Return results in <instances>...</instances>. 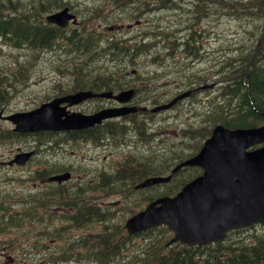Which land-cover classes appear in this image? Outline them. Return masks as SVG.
Wrapping results in <instances>:
<instances>
[{"label":"rangeland","instance_id":"1","mask_svg":"<svg viewBox=\"0 0 264 264\" xmlns=\"http://www.w3.org/2000/svg\"><path fill=\"white\" fill-rule=\"evenodd\" d=\"M13 1L16 3L19 2L22 5V9L28 11V14L32 15L31 20L34 21L36 20L41 22L45 17L52 13L50 12L52 0ZM64 1L76 5V8L83 12L78 13L80 19L82 18L83 14L88 15L87 13H90L93 15V8L104 3V0ZM184 1L189 3L191 0ZM238 1L239 0H199L195 5H193L191 10L192 12L189 13L203 14L199 17V20H195L191 14L188 15V23L191 25V28L195 30L205 29V31H212L209 34L203 32L200 35L201 38L191 32V28H187L188 24L186 26L184 24H180L181 13H171V17L169 19H167L166 13L157 12L152 14L145 13L138 15V17H142V19H146L148 21H146L141 27H137L132 31L118 32L115 35L117 39H130L132 37H137L140 39L142 37L140 35L143 34L148 28L147 24H151L150 27L152 34L146 38L144 37L147 41V44L150 46V52L137 58L133 67L139 69V76H130L128 78V83L130 85H136L139 87L149 85L154 89L151 94H156L159 98L170 97L179 90L187 88V84L190 81L188 78L194 80L196 77L206 76L210 78L208 82H211V76L216 73L220 62L222 61L226 60L225 62L241 63L239 59L242 50L250 46H255L259 39L264 41V16L263 18L260 17L257 20H254L255 22L246 17L229 19L225 13L232 11L235 13H243L244 10H246L247 3L242 6L231 7ZM129 2L132 1L122 0L119 4L112 3V0H109L108 11L111 12L118 8H126V4H129ZM42 3H45V9L39 13L38 11L41 8ZM139 3H144L145 6L153 7V9L162 7L160 3L151 4L150 0H139ZM133 4L136 3L134 2ZM132 12V9H128V11H124V13H116V16L120 18L121 23H126L131 19V15H137ZM6 13H9V11H6ZM216 13L218 19H220V22L217 23V27L213 30L204 27L205 23L203 22V19L208 15H216ZM100 21L101 20L94 19L89 25L95 26L99 30L101 27ZM110 21L112 23L116 22V20L113 18H111ZM171 28L172 30H170ZM213 31L218 33V38L216 40L211 34ZM44 33L45 31L39 32L41 35H44ZM188 39H190L191 45H193V47H199L200 51L198 53L193 51L186 57H181V54L179 50L176 49V47L180 41L184 42ZM73 47L74 44H72L70 49H73ZM181 48H183V46ZM36 52L37 50L35 49H14L9 47L6 43H0V85L4 90V94L0 99V131L4 132L0 136V186L3 192L10 196V205L13 209L12 218L8 223L10 232L3 235L0 234V241L2 240L3 242H8V245L10 246L8 249H10L11 257H13L15 261H17V258L20 257L24 264H33L32 256L29 257L28 255H25V253L22 255L20 245L25 240L20 238L19 240L15 241L14 244H12V241L16 239V237L19 235V232H21L24 228L25 230L34 228L30 227L33 224H38L35 227L48 226L49 223L46 219L43 218V221H41V213L57 215L59 218H61V216L66 212L64 206H66V204L70 202L71 199V196H60L57 195L56 192L52 191L53 195L56 194V197L54 198H60L63 200L62 202H64V204L61 207L56 209L55 207L51 206H47L46 208L38 206L37 216L35 218L34 216L28 214L29 211L23 216L19 214L21 212V207H23V204L18 203V199L20 197H26L27 199V197L29 198L30 196L34 195L35 192L43 191L42 189L45 186H48L47 184H40L39 182L42 168L46 169V172H51L52 170L54 173H61L67 170L72 171L74 173L72 181H79L84 179L86 176L92 177L94 175L93 172L88 171L89 169H94L88 159L87 154L88 149L90 148L95 149V147H100L101 162H104V158L106 156L108 157V160L106 161L107 171L104 174H108L110 171V161L113 162L116 167H122L124 161H131L135 158H138V156L142 154H148L150 151L148 146L134 141L136 140L134 132H131V135L129 136V138L134 142H130L128 145H126L124 142L119 145H115L110 139L108 144L103 146L101 141H95L93 137L72 139L66 133L54 135V137H52V141H50L49 135L47 136L39 133H34L30 136L28 135L25 138L21 136H15L8 140L10 133V122L5 119L6 115L16 110H29L39 106L42 101L47 98L46 96H52L56 94V92H59L60 90L58 87L60 85L63 84V86H66L68 82L71 81V75L69 72L66 71L65 73H62L55 69L59 63H63L61 62L62 58L65 60L68 58H76L79 62L88 58H92L91 64L88 59V67L85 69L86 74H89L91 70H95L93 75L101 76V74L103 75L102 67L108 68L110 71H115L118 69V60L116 59H120V56L122 55H114L115 51L113 49L109 50V47L103 48L102 50L92 48L91 52L84 51L80 48L79 50H75L71 53L61 50L43 53L40 59L34 62V53ZM179 57L181 58L179 59ZM127 59H129V57H126V60ZM105 60H107L106 63H103ZM96 63L99 64L93 65ZM176 72L184 75V84L179 78L175 77ZM28 77H31V84L24 89L26 83L28 82ZM2 89L0 88V95L2 93ZM132 92H134V90ZM145 96L146 93L141 91L138 98L143 99ZM216 97L217 86L211 91H205L203 93L201 92L194 95L192 98L181 103L177 108L168 113L156 116L154 120L151 121L152 129L149 131L150 133H154L156 136V139L153 142L154 148L160 149L165 142L170 141L172 138H178L182 129H186L188 126L196 127L200 125L204 114L213 108L211 102L215 101ZM98 105V103H92L87 105L84 109L86 111H91ZM93 134L94 133L92 132V135ZM58 136L63 138L62 142L56 141ZM160 139H163L164 141L160 142ZM26 141L29 143H26ZM20 151H30V156L34 155L36 157L33 159L32 163L19 171L16 169L6 168L7 164L5 161L8 159V157H10L12 153L16 154ZM83 157H86L88 160L82 161ZM99 173L100 170L98 171V174ZM31 174L36 180H28ZM83 174H85L84 178H82ZM5 175H8V177ZM11 179L16 180V183L12 189L9 188V186H13L12 182H9ZM52 186L55 185L53 184ZM77 190H86V187L82 186L81 184H77L75 191ZM144 195L145 194H140L138 192L136 194L129 193L128 196L111 197L110 205L113 206V209L110 212L107 211L111 219L106 221L105 229L108 232H112L115 227H120L124 216L130 214L129 209L124 208V203H138L139 200L143 199ZM82 197L86 199L87 193ZM103 200L109 201L108 197H103ZM119 200L123 201L120 206ZM98 202H101V199L98 200ZM144 206L145 204H143L141 208ZM141 208H138V210ZM116 209L117 218H115ZM20 218L23 219L22 224L19 222ZM29 219H32V225L26 222ZM64 226L65 227H63V224H61V220L56 219L55 223H53V225L50 227L51 232H49L47 229L39 230L40 232L50 233L45 237L44 240L46 241V244L51 247L48 249V254L53 251L54 245L58 241L69 234H73L72 229L78 230V232L84 231L82 226L75 228L67 224H64ZM0 229H3L2 225L0 226ZM90 229L92 232H94V227H90ZM102 234H104V231ZM144 240H146V238L134 240L133 243L128 245V249H139L140 243L144 242ZM37 257L40 260L38 264H45L47 260L46 257H42L39 254ZM75 261L76 260L70 261L69 264H77ZM61 264L67 263L61 262Z\"/></svg>","mask_w":264,"mask_h":264},{"label":"trees","instance_id":"2","mask_svg":"<svg viewBox=\"0 0 264 264\" xmlns=\"http://www.w3.org/2000/svg\"><path fill=\"white\" fill-rule=\"evenodd\" d=\"M114 2H119V0H114ZM129 3V5L126 4V8L130 10L133 3ZM43 4L45 7V3ZM104 7V3H102L101 13L96 14L106 19L109 13H104ZM126 8L121 10L126 12L128 11ZM6 9V5H3L2 1L0 3V34L8 37L10 40H14L17 44L25 43L33 48H42L55 52L61 50L67 53L79 50L80 48L84 51L91 52L92 48H95L96 44H94L93 37L97 34L98 28L89 27L91 21L90 13H87L88 15L83 14L82 25L62 29L57 26L40 24L36 20H31L28 16L24 18L10 17L4 19L3 12ZM135 14L142 15L145 13ZM109 16L111 17L112 15ZM147 26L148 28L144 32V35L150 36L152 34L151 24H147ZM43 31H45L44 35L39 34V32ZM120 43L121 46H118ZM72 44H74V47L70 49ZM128 47L123 42L114 41L111 42L109 50L113 49L115 51L114 55H127L131 50V47ZM184 51H188V44ZM263 52L264 45L260 43L257 44L256 48H250L248 51L241 52V63H221L215 74L216 83L218 84L217 97L215 101L211 102L213 108L204 114L200 125L196 127L188 126V128L182 129L178 138H172L170 141H167L168 143L165 142L160 149L156 148L154 153L147 158H139L137 171H135V163H130V160L125 161L123 163V170H119L114 175L108 177L107 186L111 188L104 189V191H97V189L88 191L92 194L98 193L88 201L91 205L90 208H97L93 205V202L94 197H97L99 193H102V197L104 198L108 197V200H111V197L128 196L129 191L125 187V184L129 185L131 181L133 184H137L144 178L170 173L172 168L183 159L199 152L204 141L211 135L214 126L219 123L229 128H252L263 125ZM61 62L63 63H59L55 69L63 73L66 71L69 72L71 81L66 86H63V84L60 85L58 87L60 90L58 93L66 94L67 92H74L76 80L79 78L81 72V66L86 60L79 62L76 58H68L66 60L62 58ZM175 77L179 78L183 84L185 83L184 75L176 72ZM203 79L205 78L201 80ZM0 88L2 89L1 85ZM3 94L4 90L2 89L0 99ZM99 131L101 134H98ZM104 131L101 129V125H96L94 128L90 127L84 131H79L77 135L74 134L75 138L72 139L92 138L94 136L93 138L98 140L102 138L101 136L108 134L106 130ZM146 131H142L140 139L145 142H150L151 136H148ZM92 132L94 133L93 135H91ZM3 133L0 131V136ZM95 136L97 137L95 138ZM8 137L12 139V134L9 133ZM114 141L115 139L112 140V142ZM201 173L202 170L199 167H184L173 175L170 182L140 191V194H145L143 199L139 200L138 203L126 202L124 203V208L129 209V215H133L137 212L136 208L141 207L143 201H151L153 198L162 195L173 196L186 183ZM41 177H44V174ZM72 179L73 177L61 184L62 187L68 188L69 190H58L56 194L60 196H74L71 198L73 200V209H77L74 214V222H79L80 219L86 220L85 210H87V205L79 202L81 200L79 193L86 190L75 191L77 184H81V182L72 181ZM101 179H104V175H101ZM62 201L60 198L55 200L57 203H61ZM127 216H124L123 221H125ZM61 219H65V217L59 220ZM19 222L22 224L23 219L20 218ZM262 223L264 224V222ZM26 230L24 228L19 232V235L22 237L30 235V239H28L29 243L32 238L36 237V234L34 230ZM42 235L46 237V234ZM172 238L173 233L166 226L155 227L146 232V241L140 243L139 250H130V253H128L127 244L133 239V237L128 236L123 241V259L120 262L121 264H264V226L256 227L250 225L232 230L224 240L216 241L205 246H186L181 243L171 244L170 241ZM33 241L35 242V240ZM168 242L170 246L167 245ZM37 249H40L39 245ZM106 249L109 252L107 255V260H109V254L115 251V246L108 242ZM37 260L34 257L33 261Z\"/></svg>","mask_w":264,"mask_h":264},{"label":"water","instance_id":"3","mask_svg":"<svg viewBox=\"0 0 264 264\" xmlns=\"http://www.w3.org/2000/svg\"><path fill=\"white\" fill-rule=\"evenodd\" d=\"M48 19L66 26L71 19L76 21V15L65 8ZM131 94V91H127L122 100L129 99ZM189 94L190 92H186L156 110L168 108ZM86 97V93L81 91L58 96L12 119L19 131L40 128L61 130L67 123L74 129H81L100 123L103 113L70 115L67 111L70 105L79 103ZM130 110L134 109L119 111L118 114ZM64 115L66 120L62 119ZM252 146L258 147L249 149ZM186 166H198L204 172L187 183L177 196L159 197L130 217L126 222L130 234L166 225L174 233L172 242L202 246L221 241L229 231L264 218V125L236 129L217 125L201 151L179 163L173 173ZM68 176H64V179ZM171 178L172 174L152 176L138 187L169 182Z\"/></svg>","mask_w":264,"mask_h":264},{"label":"flooded vegetation","instance_id":"4","mask_svg":"<svg viewBox=\"0 0 264 264\" xmlns=\"http://www.w3.org/2000/svg\"><path fill=\"white\" fill-rule=\"evenodd\" d=\"M131 1L133 3L135 2L136 4H133L130 7V9H132L136 13H149V14L157 13V12L158 13H166L167 19H169L171 17V13H181L180 14V17H181L180 21H182L181 24H184L185 26L189 22L188 15L191 14L192 17L194 16L195 20H199V17L203 14V13H195V14L194 13H188L189 11L192 12L191 11L192 6L195 5L199 0H191V1H189V3H186V1H184V0H150L151 4L160 3V5H162V7L154 8V9H153V7L145 6L144 3H139V0H131ZM116 3H118V2H116ZM245 3H247L246 4L247 5L246 10H244V12L242 14L246 13L245 15H248L251 13H264V0H239L238 2H236L231 7L242 6ZM186 10H187V12H185ZM234 13L235 12H233V11L228 12V14H227L228 18L234 19L233 16L235 14L236 15L241 14V13H235V14ZM206 14H208V13H206ZM196 16H197V18H196ZM216 16H217V13H216V15L213 14V15L205 17L203 19V22L205 23L204 27H207L210 30H213L214 28H216L217 23L220 21V19H218V17H216ZM188 26L190 28L191 25H188ZM191 31H193V33L196 36H199L200 38H201L200 35L203 32H205L206 34H209L210 32H212V31H210V32L205 31V29H203V30L193 29ZM211 34L215 40L218 38L217 32L213 31V33H211ZM20 110H16L14 112H17ZM139 115L141 117L153 116V114H150L149 112L141 113ZM38 133L43 134V135H47V136L49 135L50 141H52V137H54V135H56L55 130H50V131L46 130V131H41ZM74 134L77 135L78 132H76ZM8 140H10V139H8ZM56 141L62 142L63 138H60L58 136ZM87 154H88V159H89L90 163L92 164V166L97 171L106 169V161L108 160V157L106 156L104 158V162H101L100 147H95V149H93V148L88 149ZM17 156H18L17 153L14 154L10 163H9L10 157H8V159L5 161L7 164L6 168L16 169L17 171H19L23 168L24 164L19 165L15 162V159L17 158ZM35 157L36 156H34L33 158H35ZM22 158H23V155H22ZM22 158H17V159L21 160ZM110 164H111L110 169H112L114 166H116L111 161H110ZM5 176L8 177V175H5ZM96 177H97V179H99L97 174H96ZM11 180L14 181L13 186H9L10 180L8 182V186H9V188L12 189L16 183V180L15 179H11ZM56 189L59 190L62 188L56 187ZM54 197H56V196L54 195ZM32 199H33V196H30L29 200L26 199V200L21 201L24 209L28 208L33 203H35V201ZM52 199H53V194L49 190H46L45 194H43V195L40 194L41 204L44 202H47V204L49 206L55 207V208H59L64 204V202H61V204H58L57 202L52 201ZM111 206L112 205H110V203L102 200L100 202L98 208H91L89 210V212L86 211V218H87L88 222H84L82 225V228H84V231H79L78 233H75V234H69L66 237L62 238L60 241H58L54 245L53 251L51 253L45 255V257L47 258L45 264H52V263H55L59 260H63V262H66L67 264H69L70 261H73V260H76L75 262H77V264H107L106 257H105V255L107 253V251H106V239H105V236L102 234V232L104 231L105 226H106L107 209L111 208ZM64 208L65 209L73 208V206L67 204L66 206H64ZM75 210H77V209L66 210V212L62 216L67 215L68 218H72L73 220H70V221L61 220V224L64 225V224H70V223L74 222ZM116 212H117V209L115 210V218H117ZM10 214H11L10 196L6 195L0 186V226L1 225L3 226V229H0L1 235L9 232L8 223L10 220ZM20 215L21 216L24 215L23 210H22V213H20ZM90 227H94V232L91 231ZM112 237L115 238V243H114L115 251L111 253V259H113V257H116L120 254V250L122 247V235L121 234H115ZM44 239H45V236L38 235L35 238V242H39V241L44 242ZM35 242L28 245L27 251H28V253H30V255H32L34 257H37L38 254L41 256L42 255L40 253L41 251H39L37 249ZM8 248H9L8 244H5L2 248H0V263L12 264L8 259H5L6 256L9 257V255H10V249H8ZM39 261H38V263H39ZM114 263L120 264L119 262H117V259L115 261H113L112 263H109V264H114Z\"/></svg>","mask_w":264,"mask_h":264},{"label":"bare ground","instance_id":"5","mask_svg":"<svg viewBox=\"0 0 264 264\" xmlns=\"http://www.w3.org/2000/svg\"><path fill=\"white\" fill-rule=\"evenodd\" d=\"M120 1V0H119ZM122 1V0H121ZM124 2H126V1H124ZM256 2V1H255ZM133 3V2H132ZM120 4V3H119ZM130 4V3H129ZM128 4V5H129ZM118 5V4H117ZM133 5V4H132ZM167 6V5H166ZM105 8V7H104ZM185 12H187V10L185 11ZM190 12V11H189ZM188 12V13H189ZM208 13H209V11H208ZM187 14V13H186ZM185 14V15H186ZM195 14V13H194ZM211 14V13H210ZM246 14V13H245ZM183 15V14H182ZM206 15V14H205ZM213 15V14H212ZM207 16V15H206ZM209 16V15H208ZM261 16V15H260ZM264 16V15H263ZM263 16H261L262 18H263ZM194 17V16H193ZM217 17V16H216ZM224 17V16H223ZM230 17V16H229ZM181 18V17H180ZM196 18H197V16H196ZM211 18V17H210ZM233 18H234V16H233ZM229 19H231V18H229ZM228 19V20H229ZM213 20V19H212ZM215 20V19H214ZM218 20V19H217ZM244 20V19H243ZM257 20V19H256ZM263 20V19H262ZM179 21V20H178ZM219 21V20H218ZM182 22V21H181ZM220 22V21H219ZM255 22V21H254ZM264 23V22H263ZM181 24V23H180ZM188 25H189V23H187ZM197 24V23H196ZM158 26V25H157ZM160 27V26H159ZM162 27V26H161ZM255 27H256V25H255ZM166 28V27H165ZM174 28H176V27H174ZM179 28V27H178ZM181 28V27H180ZM184 28V27H183ZM182 28V29H183ZM186 28V27H185ZM188 28H189V26H188ZM190 28H191V26H190ZM264 29V28H263ZM155 30V29H154ZM165 30V29H164ZM170 30H172V28L170 29ZM177 30V29H176ZM193 30V29H192ZM257 30V29H256ZM156 31H158V30H156ZM178 31V30H177ZM252 31H254V30H252ZM92 32V31H91ZM165 32H168V31H165ZM175 32V31H174ZM191 32H193V31H191ZM256 32H258V31H256ZM170 33V32H169ZM154 34V33H153ZM158 34V33H157ZM165 34V33H164ZM177 34V33H176ZM189 34V33H188ZM85 35V34H84ZM155 35V34H154ZM153 35V36H154ZM162 35V34H161ZM171 35V34H170ZM182 35V34H181ZM86 36V35H85ZM175 36V35H174ZM87 37V36H86ZM166 37V36H165ZM167 37H168V35H167ZM184 37V36H183ZM257 37V36H256ZM161 38V37H160ZM256 39V38H255ZM83 40V39H82ZM159 40V39H158ZM157 40V41H158ZM152 42V41H151ZM58 47V46H57ZM51 49V48H50ZM57 50V49H56ZM81 51V50H80ZM193 51H195V50H193ZM95 53V52H94ZM101 54V53H100ZM193 56V55H192ZM104 58V57H103ZM107 59V58H106ZM194 59V58H193ZM264 59V58H263ZM203 93V92H202ZM200 99V98H199ZM202 101V100H201ZM201 103V102H200ZM22 112V110H20V111H17V112H15V114L16 115H19L20 113ZM214 114V113H213ZM143 117H145V116H143ZM213 118V117H212ZM216 119V118H215ZM214 119V120H215ZM94 128V127H93ZM247 128V127H246ZM88 130H90V129H88ZM98 131V130H97ZM105 132V131H104ZM100 133V131L98 132V134ZM98 134H96V135H98ZM101 134V133H100ZM92 135V134H91ZM60 137V136H59ZM94 137V136H93ZM97 136H95V138H96ZM102 137V136H101ZM60 138H62V137H60ZM94 139V138H93ZM92 139V140H93ZM97 140V139H96ZM98 140H100V139H98ZM184 140V139H183ZM182 140V141H183ZM94 141V140H93ZM176 141V140H175ZM87 142V141H86ZM184 142V141H183ZM168 143V142H167ZM17 158H22V156H17ZM15 159V162L17 163V164H21V165H23L24 164V162H25V155H23V158L21 159V160H18V159ZM121 171V170H120ZM153 176H155V175H153ZM145 179V178H144ZM10 182H12V184H13V180H10ZM181 192V190L175 195V196H177L179 193ZM194 193V192H193ZM67 203V202H66ZM67 204H69V205H71L69 202L67 203ZM66 204V205H67ZM112 216V215H111ZM63 217H65V219H61V220H67V221H70V220H73L72 218H68V216L66 215V216H61V218H63ZM60 219V218H59ZM96 227V226H95ZM45 240V239H44ZM48 252H49V250H48V248L44 245V247H43V250L40 252L42 255V257H45V255H47L48 254ZM61 262H63V260H59V261H57V262H55V263H52V264H61Z\"/></svg>","mask_w":264,"mask_h":264}]
</instances>
